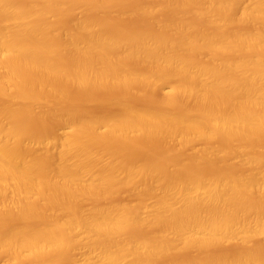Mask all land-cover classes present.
Instances as JSON below:
<instances>
[{
    "label": "bare ground",
    "instance_id": "obj_1",
    "mask_svg": "<svg viewBox=\"0 0 264 264\" xmlns=\"http://www.w3.org/2000/svg\"><path fill=\"white\" fill-rule=\"evenodd\" d=\"M131 1L0 0V264H264V0Z\"/></svg>",
    "mask_w": 264,
    "mask_h": 264
},
{
    "label": "rangeland",
    "instance_id": "obj_2",
    "mask_svg": "<svg viewBox=\"0 0 264 264\" xmlns=\"http://www.w3.org/2000/svg\"><path fill=\"white\" fill-rule=\"evenodd\" d=\"M133 1H135V0H133ZM133 1H131V2H129V3L127 4V6H128L129 8L133 7L135 4H138V3H144V2L149 1V0H140V1L137 0V1H135V2H133ZM141 1H142V2H141ZM150 1H151V0H150ZM134 3H135V4H134ZM127 6H126V8H128ZM130 6H131V7H130ZM190 13H192V12H190ZM166 15H167V14H166ZM166 15L164 16L165 18H166ZM168 16H169V14H168ZM168 16H167V17H168ZM137 18H138V17H135L133 20H132V19L129 20V21H131V22L128 21V24H130V25H129L130 27H133V28H134V27H135V28H143V26H144V28H146V27H147V28H148V27L151 28V27H152V25H151V24H152V23H151V20L148 19V20H149V21H148V20L145 19V18H144V19H143V18H141V19L138 18V19H137ZM165 18H164V19H165ZM170 18H171V17L169 16V19H170ZM136 19H137V20H136ZM135 20L138 21V22H136ZM140 20H142V21H140ZM143 20H145V21L143 22ZM166 20H167V19H166ZM132 21H134V22H132ZM139 21H140V22H139ZM146 21H147V23H146ZM142 22H143V23H142ZM132 23H133V24H132ZM144 23H145V24H144ZM148 23H149V24H148ZM150 23H151V24H150ZM134 24H136V25H134ZM137 24H139V25H137ZM146 24H148V25H146ZM132 25H133V26H132ZM139 26H141V27H139ZM150 95H152V96H150ZM147 97H148L147 99L149 100V102L153 101V104L156 102V97H155L153 94H148ZM154 97H155V100H152ZM150 98H151V101H150ZM150 201H151V202H150ZM152 202H153V200H149V202H148L149 205H151ZM80 253H81V255H80ZM83 254H84L83 250H80V251L78 252L77 255H78V257L80 258V260L83 259ZM2 262H4V261H2ZM2 262H1V263H2ZM4 263H5V262H4ZM4 263H2V264H4Z\"/></svg>",
    "mask_w": 264,
    "mask_h": 264
}]
</instances>
